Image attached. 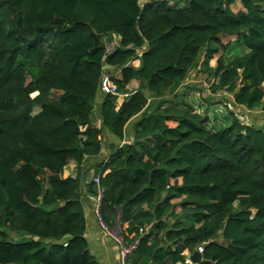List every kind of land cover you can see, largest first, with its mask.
<instances>
[{
    "label": "trees",
    "instance_id": "1",
    "mask_svg": "<svg viewBox=\"0 0 264 264\" xmlns=\"http://www.w3.org/2000/svg\"><path fill=\"white\" fill-rule=\"evenodd\" d=\"M186 1L0 0V264H99L84 217L96 177L102 223L138 239L125 264L198 249L197 264H264L263 128L229 111L215 126L214 103L195 111L179 91L201 69L213 94L264 113V0ZM106 68L118 107L99 92ZM104 149L90 179L63 176Z\"/></svg>",
    "mask_w": 264,
    "mask_h": 264
},
{
    "label": "crops",
    "instance_id": "2",
    "mask_svg": "<svg viewBox=\"0 0 264 264\" xmlns=\"http://www.w3.org/2000/svg\"><path fill=\"white\" fill-rule=\"evenodd\" d=\"M171 5L175 4L177 7H184L187 4L186 0H169ZM146 0H140V3H145ZM179 5V6H178ZM181 7V8H182ZM231 10L234 13H237L238 11H242L243 8L241 6L240 0H234V2L231 4L230 6ZM115 38V40L118 43V38ZM242 48V47H241ZM243 52L244 49L242 48ZM215 60L216 58L212 59L209 62V66L210 67H214L215 65ZM130 65L137 69L139 67V60H133ZM107 70H110L109 68H106ZM115 74L114 76H112L113 78H118L119 77V72L117 71H113ZM194 72H201L203 73V78H206L208 80V82L211 84V79H209L207 77V75L201 70H194L192 71L189 76L194 73ZM199 76V74H196ZM188 76V78H189ZM188 78L185 80V82L182 84V86L186 83V81L188 80ZM181 86V87H182ZM137 89V83L136 82H131L128 87L127 90L129 93H133L135 90ZM181 89V88H180ZM180 91V90H179ZM56 93V92H54ZM218 93V92H217ZM221 94H226L229 97V102L231 103V95L225 93V92H220ZM58 96H60V93H57ZM182 95V94H181ZM185 96L184 98H186L187 95H183ZM124 97H126V95H121L120 97L117 98V102H116V107H118L121 102L123 101ZM188 102V101H187ZM190 105H192L191 103H189ZM232 104V103H231ZM208 104H206L207 107ZM218 106V105H216ZM192 107L194 108L195 111L198 112H202L200 111L201 107L199 108H195L193 105ZM205 107V108H206ZM212 106H210V108L208 109L209 112L210 110H214L211 109ZM232 111L227 110L226 111V115L223 119L219 120V124L223 125L224 123H226V118L230 119L231 115L230 113H232V116H234L235 118H237V120L239 121V123L243 124V125H247V126H254V127H260L261 125L259 124L260 120L264 121V113L260 110V109H253V110H248L245 109L244 107H239V106H234L232 104ZM204 108V109H205ZM199 109V110H198ZM95 111H97V121L94 124L93 123V115L91 117V123L94 126L99 127L100 126V117H99V111L98 109H94ZM228 111L230 113H228ZM216 120V118H215ZM217 121V120H216ZM215 126H219L217 123H213ZM169 127H174L173 123H168L167 124ZM264 125H262L261 127H263ZM264 131V130H263ZM131 134V133H130ZM104 137L106 139H104L105 142L109 143H113L115 142L114 140H112L110 137H108V135L104 134ZM129 141L127 139H124L120 144H128ZM106 150V149H104ZM103 150L102 156L97 157V158H91V159H86L81 166H79L78 168L76 167L75 164H69L66 168H65V172L66 175H63L64 177H75L77 175V173L80 171H82V173H86L87 172V177L90 179V177L92 176L93 173V166L94 164H96L97 162H100L102 159H104V155H105V151ZM107 155V153H106ZM64 172V170H63ZM96 204V200L94 197H87L86 201L84 202V217L86 220V231H85V237L89 243V248L91 251V254L94 256V258L96 259V261L99 264H120L119 263V259H118V247L116 246V244L113 242V240H111L108 236H106L100 229L99 225L97 224L95 215L93 213V207ZM126 226H124L125 228ZM188 260H186L187 264H190L189 262H187Z\"/></svg>",
    "mask_w": 264,
    "mask_h": 264
},
{
    "label": "rangeland",
    "instance_id": "3",
    "mask_svg": "<svg viewBox=\"0 0 264 264\" xmlns=\"http://www.w3.org/2000/svg\"><path fill=\"white\" fill-rule=\"evenodd\" d=\"M166 5H171L169 0H166ZM181 7H178V8H181ZM117 45H118V43L115 40V38H113V37L110 40L109 39L106 40V47L108 50H110L112 47L117 46ZM104 73L107 75H110V76H114V74H115L113 72V70H111V69L110 70H107V69L104 70ZM196 74H199V76ZM202 75H203V73H201V72L192 73L189 76L186 83L181 87L180 94L187 95L185 99L189 103H191L195 108L201 107V109L199 108L200 111H202V109L204 110V108L206 107V104L214 103L213 106L211 107V109H214V110H210L209 118H210L212 124L217 123L219 126H221L219 124V120H221L225 117V115L227 114L226 111L228 109H231V110L233 109L232 104L229 102V97L226 94H221L220 92L213 94L210 91V83L208 82V80L206 78H203ZM50 95L53 98L58 97V94L54 93V92H50ZM183 97H185V96H183ZM207 101H209V102H207ZM216 103H219V104H216ZM216 105H218V106H216ZM225 105H229L230 108L226 107ZM94 109H95V106H94ZM37 111H38L37 108H33L32 114L34 115L35 113H37ZM92 115H93V123L95 124L97 121V111H94ZM215 118L217 121L215 120ZM259 124L264 125L262 123V120H260ZM261 128H263V130H264V126ZM104 139H106V138L104 137ZM106 143L108 144V142H105V144ZM104 151L107 153V149ZM106 153L104 156H106ZM101 156H102V154L100 155V157ZM65 172L66 171L64 168L63 175H66L67 172L66 173ZM113 235H115V234H113ZM11 237L14 241H22L23 240V238L22 239L18 238L16 235H13V234H11ZM187 260H188L187 262H189V258Z\"/></svg>",
    "mask_w": 264,
    "mask_h": 264
},
{
    "label": "built area",
    "instance_id": "4",
    "mask_svg": "<svg viewBox=\"0 0 264 264\" xmlns=\"http://www.w3.org/2000/svg\"><path fill=\"white\" fill-rule=\"evenodd\" d=\"M99 92L101 95H113L120 97L121 95H118L116 86L113 84L111 80V76L107 75L105 73H102L100 81H99ZM226 107L230 108L229 105H225ZM232 111L231 109H228ZM264 124V121H262ZM262 126V125H261ZM93 182L97 185V195L94 197L96 200V204L93 207V213L95 215L97 224L99 225L101 231L108 236L113 242L116 244L118 247V259L120 264H125L127 257L135 250L137 244H138V239L137 238H130L132 239L131 243H126L122 236L121 233L125 229L124 227H121L118 223L116 226L109 230L101 221V218L99 217L98 214V204L100 201V194H101V189L98 187V179L97 177L93 179ZM141 232V230H139ZM115 234V235H113ZM199 253H201V249L197 250Z\"/></svg>",
    "mask_w": 264,
    "mask_h": 264
},
{
    "label": "water",
    "instance_id": "5",
    "mask_svg": "<svg viewBox=\"0 0 264 264\" xmlns=\"http://www.w3.org/2000/svg\"><path fill=\"white\" fill-rule=\"evenodd\" d=\"M201 261V255L198 251L194 252L190 257H189V262L191 264H197Z\"/></svg>",
    "mask_w": 264,
    "mask_h": 264
}]
</instances>
